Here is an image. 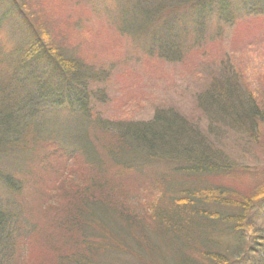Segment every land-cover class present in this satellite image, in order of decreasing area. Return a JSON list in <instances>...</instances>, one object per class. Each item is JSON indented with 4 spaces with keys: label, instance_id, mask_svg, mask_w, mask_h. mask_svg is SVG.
<instances>
[{
    "label": "trees",
    "instance_id": "obj_1",
    "mask_svg": "<svg viewBox=\"0 0 264 264\" xmlns=\"http://www.w3.org/2000/svg\"><path fill=\"white\" fill-rule=\"evenodd\" d=\"M121 1L127 8L115 12L117 26L120 20L128 35H146L167 59L180 56L189 36L180 41V29L167 28L170 15L179 27L189 21L197 38L207 22L227 23L261 0H180L162 18L161 7L178 0L160 7V0H103L102 13ZM23 4L0 0L6 42L19 26L27 38L0 57V264H264V181L249 190L235 185L257 173L213 156L177 110L125 123L93 120L104 78L75 51L55 40L44 45ZM44 49L61 83L52 84L47 62H37ZM234 88L202 95L214 117L231 116L241 128L244 116L263 120ZM47 112L85 123L69 134V145L47 143L41 153L36 121ZM19 155L23 161H14Z\"/></svg>",
    "mask_w": 264,
    "mask_h": 264
},
{
    "label": "rangeland",
    "instance_id": "obj_2",
    "mask_svg": "<svg viewBox=\"0 0 264 264\" xmlns=\"http://www.w3.org/2000/svg\"><path fill=\"white\" fill-rule=\"evenodd\" d=\"M24 1L22 6L33 14L29 13L44 45L55 40L62 49L75 51L89 64L94 75L99 74L104 78L97 82L104 99L94 102L93 120L107 118L125 123L150 120L158 110H177L181 117L191 122L193 128H197L198 139L203 136L202 145L213 156L245 167L247 173H257L249 176L250 179L243 177L236 182L239 189L246 187L249 190L250 185L263 183L264 119L244 116L242 119L248 120L242 128L238 127L231 116L214 117L215 108L212 109L211 103H206L202 95L218 85L235 87V98H240L245 106L259 107L264 113V0L249 2V11L233 15L227 23L207 22L197 30V38L189 21L179 27L175 23L176 15H170L167 28L180 29V41L186 31L189 36L184 37L185 44L180 47V56L167 59L159 56L156 44L149 43L146 35H128L120 26V20L117 26L115 12L126 11V1L107 8V14L102 13L103 0ZM162 1L155 5L160 7L168 2ZM174 2L178 4L170 3L166 9L161 7L157 12L160 14L158 17L162 18L166 11L180 5V0ZM5 33L0 32V57L3 52L9 53L13 45L27 40L24 26L14 28V37L8 42L6 38L11 33L7 36ZM40 53L36 60L42 66L47 62L49 66L46 72L49 74L51 70L49 79L52 84L61 83L60 68L46 49ZM104 71L108 72L106 77L102 74ZM4 97L5 101L10 99L13 102L15 94ZM249 114L253 116L252 112ZM75 120L54 112H47L41 119L38 117L36 127L40 128V136L37 135V144L41 153L47 143L69 145V134L85 123ZM250 124L252 127H248ZM23 159L19 155L14 161L21 162ZM84 175L89 179L92 173L89 171ZM75 181L72 180L70 184ZM146 210L150 212L149 208ZM254 210L262 213L259 205ZM135 264L148 263L141 261Z\"/></svg>",
    "mask_w": 264,
    "mask_h": 264
}]
</instances>
